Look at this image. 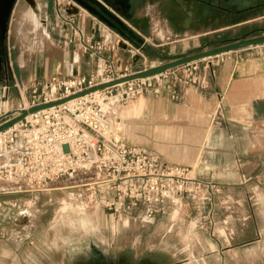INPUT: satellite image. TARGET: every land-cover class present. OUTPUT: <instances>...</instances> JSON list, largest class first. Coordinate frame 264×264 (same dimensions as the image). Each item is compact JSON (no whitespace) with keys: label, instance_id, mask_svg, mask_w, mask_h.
<instances>
[{"label":"crops","instance_id":"obj_1","mask_svg":"<svg viewBox=\"0 0 264 264\" xmlns=\"http://www.w3.org/2000/svg\"><path fill=\"white\" fill-rule=\"evenodd\" d=\"M58 2L37 0L44 23L42 28L47 31V36L35 51L24 54L22 64L17 58L10 61L7 72L0 79V99L10 98L12 94L9 90L15 88V84L28 88L55 75L63 79L94 77L100 62L80 49V38L93 44L100 42L107 47L115 46V51L104 52L103 56L112 59L119 70L135 68L138 58L134 55L139 56V53L119 48L121 38L107 25L78 5H59ZM218 2L133 0L132 12L139 21L138 34L155 49L154 40L163 41L157 36L159 31L167 40L172 37L179 39L171 44L198 40L203 46H208L211 43L209 36L219 37L223 32L264 18V15L234 17L241 12V5H250V0H222V6ZM119 11L123 15L124 9ZM247 35L225 40L223 44L246 38ZM205 38H208L207 41H204ZM167 45L162 44L158 48ZM191 53L196 52L183 49L167 55ZM231 54L211 59L209 66L213 73L203 72L208 81L206 89L199 85L179 87L177 99H173V92L168 88L161 89L158 95L148 92L126 104L133 106L128 110V120L123 122L129 135L122 137L127 146L143 149L164 165L191 169L195 179L212 186V206L215 201L222 200L238 205L247 202L237 192L240 186L247 184L241 180L240 158L254 152L253 137L248 131L264 122V53H260V47H253ZM257 190L255 187L254 193ZM7 196L0 197V264H18L20 243L17 230H7L3 226L6 220L16 217L15 208L21 204H18L19 200ZM258 201L264 204V197L259 198L255 193L250 204L257 205ZM95 213L102 218H113L102 211ZM209 217L213 221V214ZM220 234L218 236L223 241L209 237L215 243L216 251L213 252L222 258L221 264L226 261L223 255L240 252L241 243L251 246L262 238L259 231L250 232L249 238L237 230L232 236Z\"/></svg>","mask_w":264,"mask_h":264},{"label":"rangeland","instance_id":"obj_2","mask_svg":"<svg viewBox=\"0 0 264 264\" xmlns=\"http://www.w3.org/2000/svg\"><path fill=\"white\" fill-rule=\"evenodd\" d=\"M19 2L17 0L9 21L6 42L8 65L11 60H18L20 56L24 58V54L35 51L47 36V31L42 28L43 21L37 22L34 30L19 26L14 31ZM35 5L38 6L37 0ZM218 5H223L222 0H219ZM26 13L31 20L35 19L33 7H28ZM261 15H264V8L247 16L237 14L234 17L255 18ZM26 20L29 18L26 17ZM261 34H264V18L223 32L219 37L209 36L211 43L208 46H203L198 40L171 44L179 39L172 37L167 40L161 31L157 36L163 41L157 38L153 45L157 46L159 54L168 56L170 52L178 53L183 49L198 52L219 46L228 39L234 40L245 35L250 38ZM162 44L169 45L158 48ZM259 47L260 53H264V46ZM211 61L205 60L199 66L203 68ZM159 64L156 55L139 54L135 68L127 67L126 74ZM9 91L12 94L9 103L5 104L0 99V105H22L18 91L15 88ZM106 105H115L111 106L113 118L120 123L122 137L129 136L125 132L124 123L128 120V110L133 105ZM248 133L253 137L254 152L240 158L239 165L243 172L241 180L247 182L246 186H240L241 189L237 191L247 199L241 205L222 200L215 201L212 206L211 197L204 200L189 198L180 205L171 207L166 215L152 220L145 218L143 209L135 210L132 215H122L121 218L113 215V218H102L95 211L109 213L89 204L84 196L80 198L73 189L77 185L91 182L92 176L61 180L37 193L8 195L7 197L17 199L18 204H21L15 208L16 217L6 220L3 226L7 230H17L20 243L18 264H25V261L28 264H221L222 258L217 252H213L216 247L209 235L223 241L218 236L220 233L232 236L235 230L242 231V235L247 238L250 237V232L259 231L262 238L251 246L241 243L243 247L239 253L223 255L225 264H264V204L259 201L257 205L250 204L255 193L259 198L264 197V122L252 127ZM191 173L193 174L192 171ZM255 187L258 190L254 193ZM3 196L5 195H0ZM209 214H213V221H210ZM23 216L28 219L20 224Z\"/></svg>","mask_w":264,"mask_h":264},{"label":"built area","instance_id":"obj_3","mask_svg":"<svg viewBox=\"0 0 264 264\" xmlns=\"http://www.w3.org/2000/svg\"><path fill=\"white\" fill-rule=\"evenodd\" d=\"M57 1L77 5L72 0ZM79 47L99 60L94 77L63 79L55 75L28 88L15 84L22 105H1L2 122L131 75L126 74L127 68L119 70L112 59L103 56L115 51V46L80 38ZM201 62L30 114L0 133V195L37 193L61 180L92 176L91 182L73 187L80 198L84 196L89 204L118 218L143 209L147 220L166 215L188 198L211 197L212 186L195 179L191 169L164 165L143 149L127 146L120 123L112 115L115 105H106L125 106L148 92L158 95L164 88L172 90L173 99H177L179 87L206 89L203 72H213L209 62L203 68ZM3 100L9 103L8 97ZM10 113L13 116L6 117Z\"/></svg>","mask_w":264,"mask_h":264},{"label":"water","instance_id":"obj_4","mask_svg":"<svg viewBox=\"0 0 264 264\" xmlns=\"http://www.w3.org/2000/svg\"><path fill=\"white\" fill-rule=\"evenodd\" d=\"M81 9L86 10L89 14L93 15L102 23L107 25L114 33H116L121 38V43H118V47L127 51L135 50L139 54L145 55H156L160 64L155 67H150L143 71L133 73L131 75L125 76L123 78L117 79L111 83L100 85L93 89L84 91L77 95L71 96L62 101L46 104L43 106L35 107L29 111L20 112L17 117L11 118L5 123H3V118L0 117V133L10 129L16 124L22 122L28 115L37 113L43 110H47L77 98L89 95L91 93L115 87L122 84L131 83L137 80H143L161 75L169 70L179 68L188 64L201 62L204 60H209L212 58L219 57L228 53H233L248 48L264 46V34L259 36H253L250 38H242L240 40L221 44L217 47L191 53V54H180L174 56H164L159 54V51L150 47L144 38L138 34L139 31V21L133 17V0H72ZM17 0H7L5 6V16L9 15L12 6L16 4ZM124 9V13H120L119 9ZM14 9V8H13ZM13 12V10H12ZM5 32V29H4ZM136 56V59L139 56ZM13 114H8L6 117H12Z\"/></svg>","mask_w":264,"mask_h":264},{"label":"flooded vegetation","instance_id":"obj_5","mask_svg":"<svg viewBox=\"0 0 264 264\" xmlns=\"http://www.w3.org/2000/svg\"><path fill=\"white\" fill-rule=\"evenodd\" d=\"M128 1V0H125ZM7 0H0V79L8 70V54L6 52V42L9 29V21L12 15V6L9 15L5 16V6ZM264 8V0H250V5H241L239 15L251 14ZM5 29V32H4Z\"/></svg>","mask_w":264,"mask_h":264},{"label":"bare ground","instance_id":"obj_6","mask_svg":"<svg viewBox=\"0 0 264 264\" xmlns=\"http://www.w3.org/2000/svg\"><path fill=\"white\" fill-rule=\"evenodd\" d=\"M35 3L36 0H20L16 11L17 20L14 25V31H17V29H19V26L25 28L26 30H34L37 27V22L42 23L39 7L36 6ZM28 7H33L34 9L35 19L33 20H31V17H29V15L26 13ZM26 17H28L29 20H26ZM18 61L19 63L22 64L24 61L23 57L20 56L18 58ZM27 219H28L27 216H23L22 219L20 220V224L24 223Z\"/></svg>","mask_w":264,"mask_h":264}]
</instances>
